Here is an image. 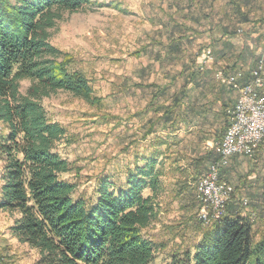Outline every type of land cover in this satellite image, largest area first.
Returning <instances> with one entry per match:
<instances>
[{"label":"rangeland","instance_id":"obj_1","mask_svg":"<svg viewBox=\"0 0 264 264\" xmlns=\"http://www.w3.org/2000/svg\"><path fill=\"white\" fill-rule=\"evenodd\" d=\"M228 30L237 34L227 36ZM170 36L183 39L179 45L185 53L159 58ZM50 42L102 99L101 106L92 108L58 92L41 102L51 121L68 130L57 152L73 163L72 172L63 178L78 186L76 197L94 200L98 180L121 181L135 161L143 165V158L159 148L157 138L170 143L174 139L177 145L159 148L163 157L156 169L162 172L165 192L158 199L157 221L145 231L159 250L154 264H171L174 254L193 253L223 217L214 219L213 208H206L198 189L215 164L221 182L227 184L225 192L231 194L227 206L247 202L243 216L253 220L254 238L262 236L264 146L253 158L234 156L221 165L215 136L225 126L224 115L234 108L239 90L251 88L260 61L264 72V0H94L80 12L65 13L51 31ZM208 51L212 59L206 62ZM184 68L185 79L179 75ZM230 78L236 79V87ZM153 84L171 86L170 97L185 95L182 108L193 107L199 113L182 123L173 137L155 132L144 138L149 121L157 119L145 112L155 92L148 88ZM29 87L28 81L22 82L21 93ZM203 211L212 217L210 223L201 220ZM18 218L0 211V261L37 264V251L12 236Z\"/></svg>","mask_w":264,"mask_h":264},{"label":"trees","instance_id":"obj_2","mask_svg":"<svg viewBox=\"0 0 264 264\" xmlns=\"http://www.w3.org/2000/svg\"><path fill=\"white\" fill-rule=\"evenodd\" d=\"M93 4L0 0V211L19 216L12 236L37 251V264H154L159 250L145 231L157 221L158 199L165 192L162 172L156 169L163 157L159 148L178 141L157 138L159 148L143 158V165L135 161L121 181L98 180L96 198L87 200L76 197L78 186L63 178L74 168L57 152L68 130L51 121L41 104L65 92L92 108L101 106L87 77L50 42L51 31L65 13ZM239 15L248 22L246 15ZM180 40L170 36L158 57L185 53ZM179 75L185 79V68ZM24 81L30 83L26 94L20 90ZM148 88L155 92L145 112L157 119L149 121L145 140L155 132L173 137L182 123L199 117L193 107L182 108L185 95L170 97L171 86ZM224 116L226 124L215 136L218 142L229 126ZM247 206L229 204L194 252L174 254L171 264H264V232L254 238L253 220L242 212Z\"/></svg>","mask_w":264,"mask_h":264},{"label":"built area","instance_id":"obj_3","mask_svg":"<svg viewBox=\"0 0 264 264\" xmlns=\"http://www.w3.org/2000/svg\"><path fill=\"white\" fill-rule=\"evenodd\" d=\"M205 61L212 59L211 51L206 52ZM263 61H260L253 71L251 91L239 90V97L234 108L228 112L229 127L223 139L217 143V151L223 159L221 165H226L229 158L238 156L253 158L259 147L264 146V75ZM221 73H218L219 78ZM223 80V79H221ZM229 80V79H228ZM230 84L236 87V79L230 78ZM219 164L211 167L209 173L202 177L198 189L206 208H213L214 219L224 215L231 198L224 189V183L219 177ZM247 205V202L244 204ZM214 206V207H213ZM208 213L203 211L201 220L210 223ZM0 264H3L0 261Z\"/></svg>","mask_w":264,"mask_h":264},{"label":"bare ground","instance_id":"obj_4","mask_svg":"<svg viewBox=\"0 0 264 264\" xmlns=\"http://www.w3.org/2000/svg\"><path fill=\"white\" fill-rule=\"evenodd\" d=\"M243 91H251V88H246Z\"/></svg>","mask_w":264,"mask_h":264},{"label":"crops","instance_id":"obj_5","mask_svg":"<svg viewBox=\"0 0 264 264\" xmlns=\"http://www.w3.org/2000/svg\"><path fill=\"white\" fill-rule=\"evenodd\" d=\"M231 105H234V102H233V104H231ZM231 105H230V106H231Z\"/></svg>","mask_w":264,"mask_h":264}]
</instances>
